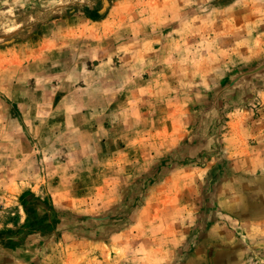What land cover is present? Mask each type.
Here are the masks:
<instances>
[{"label": "rangeland", "instance_id": "1", "mask_svg": "<svg viewBox=\"0 0 264 264\" xmlns=\"http://www.w3.org/2000/svg\"><path fill=\"white\" fill-rule=\"evenodd\" d=\"M102 1L0 0V264H264V3Z\"/></svg>", "mask_w": 264, "mask_h": 264}, {"label": "water", "instance_id": "2", "mask_svg": "<svg viewBox=\"0 0 264 264\" xmlns=\"http://www.w3.org/2000/svg\"><path fill=\"white\" fill-rule=\"evenodd\" d=\"M188 1H197L195 3V6H189ZM231 0H224V1H214L218 6H220L219 10H210L207 6L204 7V5H208V3H210L208 0H186V3L188 4V7H191V9L189 10V12H191V16L193 18H208V19H212L213 21L215 20H220L224 17H228L231 16L232 14H234L240 7L239 4H246L249 1L250 2H261L264 3V0H237L235 2V4H231L230 2ZM243 1V2H242ZM201 2V3H199ZM102 9L99 12V15H102L103 13L106 12V9L109 5L107 0H103L102 1Z\"/></svg>", "mask_w": 264, "mask_h": 264}, {"label": "crops", "instance_id": "3", "mask_svg": "<svg viewBox=\"0 0 264 264\" xmlns=\"http://www.w3.org/2000/svg\"><path fill=\"white\" fill-rule=\"evenodd\" d=\"M102 1V0H101ZM100 0H96V5L98 6V5H100L99 4V2H101ZM129 1H132V3L133 4H136L134 1L135 0H122V2H123V4H127V2H129ZM156 1V0H155ZM159 1H162V0H159ZM165 1V0H164ZM183 3H185V6L187 5V3H186V0H181ZM210 3H208V5H204V7H208L210 10H219L220 9V6H218L215 2L216 1H224V0H208ZM215 1V2H214ZM237 0H231L230 2V5L231 4H235V2H236ZM109 9V6H108V8L106 9V12H107V10ZM62 10V9H61ZM185 11H187V10H185ZM100 12V11H99ZM105 12V13H106ZM187 13H189V10H188V12Z\"/></svg>", "mask_w": 264, "mask_h": 264}, {"label": "trees", "instance_id": "4", "mask_svg": "<svg viewBox=\"0 0 264 264\" xmlns=\"http://www.w3.org/2000/svg\"><path fill=\"white\" fill-rule=\"evenodd\" d=\"M27 211V210H26Z\"/></svg>", "mask_w": 264, "mask_h": 264}]
</instances>
